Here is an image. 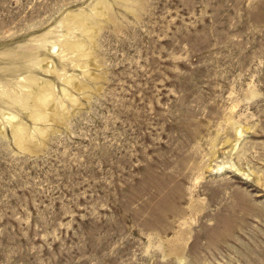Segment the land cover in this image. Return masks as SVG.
Returning a JSON list of instances; mask_svg holds the SVG:
<instances>
[{
  "label": "rangeland",
  "instance_id": "rangeland-1",
  "mask_svg": "<svg viewBox=\"0 0 264 264\" xmlns=\"http://www.w3.org/2000/svg\"><path fill=\"white\" fill-rule=\"evenodd\" d=\"M0 264H264V0H0Z\"/></svg>",
  "mask_w": 264,
  "mask_h": 264
},
{
  "label": "bare ground",
  "instance_id": "bare-ground-1",
  "mask_svg": "<svg viewBox=\"0 0 264 264\" xmlns=\"http://www.w3.org/2000/svg\"><path fill=\"white\" fill-rule=\"evenodd\" d=\"M78 23H80L78 21ZM81 46V45H80ZM86 47V45H85ZM84 58V57H83ZM87 65V64H86ZM84 66V65H83ZM84 69V68H83ZM72 84V83H71ZM67 94V93H66ZM68 96H71V95H68ZM50 95L49 94H46L45 97L43 99H40V104H38V109L41 108L44 104H45V101L47 99H49ZM21 101V100H20ZM42 105V106H41ZM50 110V109H49ZM14 116L11 115V118H9L10 120L11 119H14L13 118ZM17 118V117H16ZM35 119L38 120V121H48V116L46 114H44L42 112V109L41 110H38V112L35 114ZM14 121V120H13ZM39 131H41L39 129ZM239 132V130H238ZM240 134V133H239ZM24 135H25V129L22 127V126H18L16 129H15V136L17 137L18 140L22 141L24 139Z\"/></svg>",
  "mask_w": 264,
  "mask_h": 264
}]
</instances>
